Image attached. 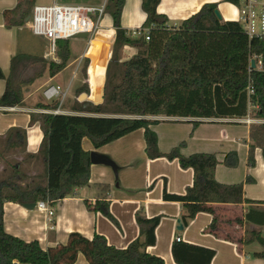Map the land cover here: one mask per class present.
I'll use <instances>...</instances> for the list:
<instances>
[{
	"label": "trees",
	"instance_id": "obj_1",
	"mask_svg": "<svg viewBox=\"0 0 264 264\" xmlns=\"http://www.w3.org/2000/svg\"><path fill=\"white\" fill-rule=\"evenodd\" d=\"M233 3L234 0H226ZM160 0H141L145 21L141 27L148 31L144 37L133 39L122 29L120 20L124 0H107L108 14L115 30L111 57L106 66L103 100L98 105L77 101L81 94L89 95L84 83L74 91L76 99L71 110L79 114L102 117L39 114L31 116L30 125L39 124L43 139L37 155L28 156L42 168L38 175L44 184L21 186L23 172L12 163L10 174L0 181V264H74L81 254L88 264H164L163 260L145 252L155 244V230L160 218L147 219L136 214L139 236L125 249L109 245L106 238L95 234L87 239L79 233H70L64 245L42 249L37 241L25 242L7 234L3 229V203L20 205L43 201L54 204L72 194L73 189L88 184L90 176L89 152L81 142L87 138L94 149L118 140L134 131H144L145 154L149 160L164 158L177 161L181 169H191L193 183L185 194H169L163 189V200L180 203L186 213L185 225L199 213L212 216L207 230L216 237L232 243L235 240L222 233L221 221L212 205H264L244 199L243 183L224 185L214 178L218 160L213 154L198 153L183 156L181 146L162 154L150 117H178L188 119H242L250 114L264 120V39L249 40L234 21L222 22L214 15L216 5H204L200 11L176 28H169L167 19L157 13ZM34 0H18L12 10L2 16L6 28L21 27L30 15ZM59 64L42 57L17 54L10 60L9 73L0 69V80L5 82L0 107H18L23 104L30 86L45 74L58 75L70 58L69 40L56 43ZM130 47L136 54L122 61L121 50ZM260 57L262 70L249 71V59ZM85 73V70H84ZM253 93L248 94V88ZM34 108L53 110L58 104L33 103ZM250 110H253L252 112ZM194 126L199 122L193 121ZM25 137V132L10 130L5 139ZM248 166L254 165L253 150H262L264 160V124L250 127ZM18 167H17V166ZM17 167V168H16ZM249 183L250 179H246ZM86 207L100 213L112 224L116 220L109 212V203L96 201ZM250 208L244 215L246 223L264 225V210ZM241 219L235 223L241 224ZM258 243L262 251L254 256L264 259V238L260 230H252L244 246ZM172 257L176 264H210L213 249L175 243Z\"/></svg>",
	"mask_w": 264,
	"mask_h": 264
},
{
	"label": "crops",
	"instance_id": "obj_2",
	"mask_svg": "<svg viewBox=\"0 0 264 264\" xmlns=\"http://www.w3.org/2000/svg\"><path fill=\"white\" fill-rule=\"evenodd\" d=\"M58 1L70 3L63 5L94 6L107 2V0H34V5L58 4ZM17 2L18 0H0V69L5 76L9 73L12 57L17 54L31 55L27 50L19 52L21 36L26 38L33 36L31 32L29 34L28 23L24 22L21 27L6 28L2 16L4 11L14 9ZM210 4L216 5V10L221 16L220 21H235V12L226 0H160L157 13L167 19L166 25L169 28L177 29L183 21L197 14L204 5ZM144 21L145 14L141 9V0H124L120 20L122 29L129 34L141 29ZM114 39L115 30L112 19L106 14L102 20L100 33L87 50L86 43L84 50L82 49L76 55L74 43L83 39L69 40L70 58L66 67L55 77H48L53 81L60 74L71 71L69 83L63 88L53 82L48 83L66 92L60 108L67 115L102 117L94 114H79L73 112L71 107L64 109L63 105L76 88L85 82H88L89 87H93L94 95L98 88L103 90L106 66ZM126 51L130 52V58L136 54L135 49L124 47L120 58ZM31 56L40 57V55ZM41 57L46 61L49 58ZM50 59L52 61H49ZM49 60L48 62L60 63L59 58L58 62L54 54L50 55ZM84 64L85 73L82 71ZM4 87L5 82L0 80V97ZM42 92L36 90L34 95L25 96L21 106L0 107V181L10 174L11 165L15 163L19 164V170L23 172L19 185L44 184V180L38 178L42 168L36 165L33 158H28L38 154L43 139L39 124L30 125L31 116L39 115L36 113L39 109L33 106L32 96L38 100L43 99ZM74 97L75 100V94ZM45 103L54 105L57 102ZM148 119L156 121L151 126V130L157 136L158 150L162 154L169 153L180 145H182L180 153L185 157L198 153L213 154L218 160L214 172V178L218 183L224 185L243 183L244 199L253 202L264 201L262 150L256 146L253 150L254 165L250 167L247 162L249 147L254 145L250 139V127L264 124V120H257L249 115L242 119L217 120L178 117ZM193 121L199 124L194 126ZM12 129L24 131V139L13 137L6 140V134ZM86 139H82V149L85 152H95L108 157L117 167L116 174L109 167L91 164L88 184L85 187L73 189L72 194L63 200L50 204L54 209L52 217L38 211L36 205L29 210L20 204L4 202L2 221L3 229L7 234L25 242L37 241L44 250L64 245L68 235L73 232L87 239L98 234L104 236L109 245L125 249L137 238L143 241L135 221L136 214H139L147 219L160 218L155 230V244L147 247L145 252L162 259L164 264H176L171 252L175 243L213 249L216 254L210 264H264V259L254 256L255 253L262 251L258 243L254 242L239 248L237 243L216 237L206 231L212 221V216L207 213H199L185 225L183 224L182 216L186 213L185 209L180 203L164 201L163 189L165 186L169 194H185L186 189L193 183V172L191 169H181L177 161L169 162L164 158L149 160L145 154L142 129L98 149H94L90 141ZM246 179H250V182L247 183ZM99 200L109 203V212L116 220L117 226L100 213L86 207V203L92 206ZM212 207L222 227L226 224H235L242 229L249 227L251 230H260L261 237L264 238V225L256 226L243 220L248 209L258 207L257 209L264 210V205L243 203L212 205ZM236 219L243 221L237 224ZM177 221H180L183 227L181 231H177ZM176 238L180 240L176 241ZM74 264L88 263L79 254Z\"/></svg>",
	"mask_w": 264,
	"mask_h": 264
},
{
	"label": "built area",
	"instance_id": "obj_3",
	"mask_svg": "<svg viewBox=\"0 0 264 264\" xmlns=\"http://www.w3.org/2000/svg\"><path fill=\"white\" fill-rule=\"evenodd\" d=\"M235 9V21L241 28L244 35L249 39H264V0H234L230 3ZM105 3L101 5H34L29 15V30L34 37L40 38L48 42L50 53L55 52L56 43L58 41L72 40L76 36L86 34L88 41L86 50L93 45L95 38L101 31V23L106 15ZM129 37L137 39L148 38L147 30H134L128 34ZM254 60L256 71L262 70V61L260 57H252L250 62ZM88 83V82H85ZM253 93L248 88V94ZM43 101L51 103L56 101L58 107L53 110H36L38 114L50 115H67L61 110V105L65 99L66 92L53 85H48L42 92ZM38 211L45 213L48 217L54 215V209L48 202H37ZM176 238V241H179Z\"/></svg>",
	"mask_w": 264,
	"mask_h": 264
},
{
	"label": "rangeland",
	"instance_id": "obj_4",
	"mask_svg": "<svg viewBox=\"0 0 264 264\" xmlns=\"http://www.w3.org/2000/svg\"><path fill=\"white\" fill-rule=\"evenodd\" d=\"M57 3L58 4H70V3H65V2L63 3V2H59V1ZM231 7L235 12V9L233 8V6H231ZM32 8H31V11H32ZM30 14H31V12H30ZM101 25H102V23H101ZM29 34H30V31H29ZM86 43H88L87 39H84L82 41H78V42L74 43L75 48H76L75 50L77 51L76 55H78L82 51V49ZM24 47L25 48L27 47V49H23ZM23 50H27V52H29L31 55H40V57L44 56V57L50 58V55H51L50 46H49L48 42L45 40H42L40 38L33 37L31 35L29 36V38L21 36L20 44H19V52H24ZM57 51L58 50L56 47L55 52L53 54L55 55V59L58 60V55H57L58 52ZM121 56H122L121 60H127L130 58L131 54H130V52L126 51ZM110 57H111V54H110ZM49 58H47V59L49 60ZM49 61H52V60L50 59ZM58 62H59V60H58ZM84 67H85V64L82 68L83 73H84ZM82 76H84V74ZM70 77H71V71L70 72L68 71V72H64L63 74H60L55 79H53V81H51V80H49L48 75L45 74L41 79L36 80L34 82V84L32 86H30V90L25 96H29L31 94L34 95L36 90L42 92V90L50 82L51 83L53 82L54 84L63 88L65 85H67L69 83ZM32 97H33V101H34L33 103L39 101V102H42L46 105H49V104L45 103L43 101V99L38 100L35 98V96H32ZM74 98L75 97H74V93H73L72 96L70 98H68V100H66L65 104L63 105L64 109H68L72 106V103H73L72 101H74ZM250 111L252 112L253 110H250ZM250 117L256 119L253 114L252 115L250 114ZM257 120H259V119H257ZM86 141H88V140L86 139ZM230 221L233 222V220H230ZM228 223H229V221H228ZM251 231L252 230L249 227H244V229H242V227L238 228L237 226H235V224H226L225 227H222V233L224 235L232 237L235 240V242L238 244L239 248H241V246H244L242 244V240H246L249 237ZM260 259H263V258H260Z\"/></svg>",
	"mask_w": 264,
	"mask_h": 264
},
{
	"label": "water",
	"instance_id": "obj_5",
	"mask_svg": "<svg viewBox=\"0 0 264 264\" xmlns=\"http://www.w3.org/2000/svg\"><path fill=\"white\" fill-rule=\"evenodd\" d=\"M214 15L217 18V20H219V21L221 20V16H220V14L218 13L217 10L214 11ZM29 20H30V17L28 16L25 19V23H28ZM86 37H87L86 34H81V35L76 36L75 38L76 39H83L84 40V39H86ZM250 68L252 70L255 69V62H254V60H252L250 62ZM92 88L93 87H89V93H90V91H92L91 92V95H89L87 97L85 94H81L78 97V101L79 102L88 101V102L92 103L93 105H98V104L102 103V100H103V90L101 88H98V91L94 95ZM89 160H90V164H92V165H102V166L109 167L116 174L117 167L114 164V162H112L108 157L103 156V155H100V154L95 153V152H91L89 154ZM23 207L26 208V209L32 210L35 207V204H24ZM182 228L183 227H182L180 221H177V231H181Z\"/></svg>",
	"mask_w": 264,
	"mask_h": 264
}]
</instances>
